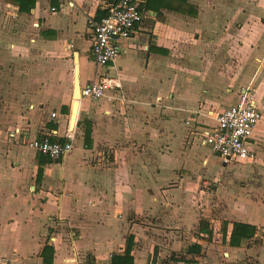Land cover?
Wrapping results in <instances>:
<instances>
[{"label":"crops","instance_id":"obj_1","mask_svg":"<svg viewBox=\"0 0 264 264\" xmlns=\"http://www.w3.org/2000/svg\"><path fill=\"white\" fill-rule=\"evenodd\" d=\"M113 1L34 0L19 10L0 0V11L27 16L32 34L0 19L2 264H45L46 245L51 264H109L130 235L133 264H264V244L251 241L264 232V0H140L143 21L113 62L97 66L87 20ZM42 46L72 53V89L75 64L80 87L103 76L119 83L95 101L80 97L73 128L71 104L53 105L57 86L42 85L32 68ZM243 91L262 115L249 140L253 157L232 161L231 191L221 170L207 172L201 137ZM78 120L90 124L88 148ZM69 134L73 147L58 160L24 143ZM220 182L225 202L213 198ZM232 222L254 225V237L228 245Z\"/></svg>","mask_w":264,"mask_h":264},{"label":"built area","instance_id":"obj_2","mask_svg":"<svg viewBox=\"0 0 264 264\" xmlns=\"http://www.w3.org/2000/svg\"><path fill=\"white\" fill-rule=\"evenodd\" d=\"M144 16L140 0H114L105 7V13L99 19H88L87 28L91 35L90 56L93 63L105 66L113 62L122 52L123 41L135 32ZM117 87L119 83L115 78L103 76L81 86L80 96L95 101ZM53 109L51 118L57 115V108ZM261 115L260 108L249 94L243 91L235 103L215 113L214 125L202 132L201 143L214 152L224 164L250 159L253 152L249 148V140L261 120ZM18 134V129L9 131L11 137ZM17 140L24 142L22 138ZM24 143L44 156L58 160L72 149L73 136L67 135L64 141L51 140L48 137L33 138Z\"/></svg>","mask_w":264,"mask_h":264},{"label":"rangeland","instance_id":"obj_3","mask_svg":"<svg viewBox=\"0 0 264 264\" xmlns=\"http://www.w3.org/2000/svg\"><path fill=\"white\" fill-rule=\"evenodd\" d=\"M1 5V3H0ZM11 10V8H9V11ZM2 12L0 11V19L1 21H10V20H14V22L17 24L15 27L12 28V30L14 29V33L15 32H19V31H25L26 34H28V37L31 38L32 34L30 29H27V27L25 25H29L30 28V24L29 22H26V17L27 16H23V19H19V21H17V16H15V14H13L12 12ZM32 28V26H31ZM30 34V35H29ZM34 48V47H33ZM42 49L36 48L34 50L35 54H40L41 58L40 59H34L31 64H32V68L33 69H39L42 72V77H41V84L43 85L44 81H46V83L48 84V87H52V86H57V91L53 92V93H49L48 97L49 100L53 103V105H57L59 102H61L62 100H65L66 102H68V105L70 107L71 104V89H72V61H71V57H72V53L70 51H66L63 50L62 48H58L57 50L51 47L45 48V47H41ZM44 54L47 55V60L46 58H44ZM83 55H87V53H83ZM46 60V61H45ZM224 67L227 65L226 61H224ZM89 68V67H88ZM45 69L46 71V75H47V79L45 80L44 76H45ZM69 117V116H68ZM68 119H66V123L67 124ZM204 150L206 152H208L209 156H207V161L208 164L205 166L207 172H215L216 170H221L222 171V180L224 183L223 186L227 187L226 189L231 190V191H236L237 188L233 185V181L229 178V174L228 171L231 169H234L235 171L233 173H235L237 171V164L239 163H235V162H230L228 164L223 165L222 161L216 157V155H214L208 148L204 147ZM220 172V171H219ZM221 173H218V176H220ZM212 177L214 176H210L207 175V181L210 182V180H213ZM217 177V176H216ZM225 177V178H224ZM215 178V177H214ZM216 179V178H215ZM225 179V181H224ZM218 181V179H216ZM216 181V182H217ZM244 181V180H243ZM220 182V186H219V190L217 193H219L218 195L215 194V196L213 198H218L221 195V191H222V187ZM243 183V182H241ZM211 183H207V191L208 194H211V189L213 188L212 185H209ZM252 188H250L251 190ZM247 190V189H246ZM262 197H264L261 195L260 199H263ZM221 200L223 202H225V196L221 195ZM264 201V200H263ZM261 228H264V223L263 225H261ZM261 237L259 236V238L255 239V240H251L252 242H256V243H261L264 244V232H261ZM257 264V262L253 261V260H249L247 261L246 264Z\"/></svg>","mask_w":264,"mask_h":264},{"label":"trees","instance_id":"obj_4","mask_svg":"<svg viewBox=\"0 0 264 264\" xmlns=\"http://www.w3.org/2000/svg\"><path fill=\"white\" fill-rule=\"evenodd\" d=\"M14 3H16L19 6V10L27 9L29 10L33 6L34 0H9ZM105 13V10H104ZM103 13V14H104ZM101 17V16H100ZM63 112L67 113L68 112V107L64 106L63 107ZM77 126L81 127L83 130V146L85 148H88L91 140H90V124L88 122L84 123L82 120H78ZM53 140L52 138H50ZM208 225L207 223L203 220L199 222V229L208 231ZM223 230V239L225 238L226 235V230H227V223L224 222L222 226ZM256 231V227L252 224L248 223H243V222H232L231 223V228L230 232L228 235V245L236 247L239 246L241 243L242 239H251L254 237ZM132 242H133V237L130 235L126 238L125 242V248L122 253L119 254H113L111 256V261L109 264H133V256L131 255V248H132ZM196 247L195 250H197L198 246H192ZM52 252V248L50 246H44L42 250V255L45 264H51V261L47 260L48 259V253ZM85 264H96L94 263L93 259H88ZM150 264H156L154 262ZM164 264V263H163Z\"/></svg>","mask_w":264,"mask_h":264},{"label":"water","instance_id":"obj_5","mask_svg":"<svg viewBox=\"0 0 264 264\" xmlns=\"http://www.w3.org/2000/svg\"><path fill=\"white\" fill-rule=\"evenodd\" d=\"M77 55H74V60L76 61ZM79 78H78V67L75 64L74 66V77H73V89H72V102H71V110H70V118H69V126L73 128L76 123V117L78 112V105L80 99V88H79Z\"/></svg>","mask_w":264,"mask_h":264}]
</instances>
